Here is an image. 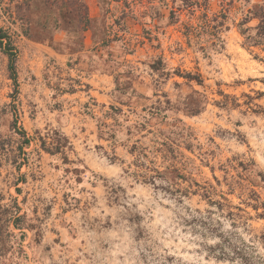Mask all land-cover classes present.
<instances>
[{"label": "rangeland", "instance_id": "obj_1", "mask_svg": "<svg viewBox=\"0 0 264 264\" xmlns=\"http://www.w3.org/2000/svg\"><path fill=\"white\" fill-rule=\"evenodd\" d=\"M262 5L0 0V264H264Z\"/></svg>", "mask_w": 264, "mask_h": 264}, {"label": "trees", "instance_id": "obj_2", "mask_svg": "<svg viewBox=\"0 0 264 264\" xmlns=\"http://www.w3.org/2000/svg\"><path fill=\"white\" fill-rule=\"evenodd\" d=\"M250 13L253 14V16L247 15L244 17L242 22L240 23L241 30L243 34H247L252 27L246 26V25L252 18H258L259 23L255 27L257 29V35L254 40L255 43L261 44L264 41V5L260 6L255 12L250 11ZM225 15L222 14V17ZM248 38H254L252 35H248ZM0 46L3 48V50L6 52V54L9 57V71L11 73V77L15 81L16 85V91H18V76H17V70H16V61L18 57V50L15 44V41L13 39V36L5 29L3 26L0 25ZM179 76L185 77L189 80H196L197 82L201 83V79L199 75H194L190 72L182 73L178 71L177 73ZM29 139L27 138V142ZM70 141L67 139V137H63L62 141H59V145L57 146L58 150H61L62 147L66 146ZM157 173L159 171L156 170ZM259 197V196H258ZM264 208V203H262ZM255 209H259L258 205H253ZM19 213V207L18 205L13 206V208H10L9 206L3 205L0 203V224L2 226H6V237L9 238L14 236L13 229L18 227L21 220V215H18ZM259 216L264 217V212L260 213ZM0 232H2V229H0ZM2 233H0L1 235ZM3 236L0 237V239ZM261 239L264 243V234L261 236ZM226 241V239H223ZM222 241V238H221ZM5 249H0V252H2ZM234 254L240 255L241 251H239L236 247L233 248ZM223 255H227L226 253H223ZM244 258V257H242ZM179 264H185V263H179ZM247 264V263H246Z\"/></svg>", "mask_w": 264, "mask_h": 264}]
</instances>
